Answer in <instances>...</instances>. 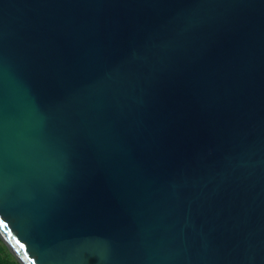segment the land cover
Returning a JSON list of instances; mask_svg holds the SVG:
<instances>
[{
    "label": "water",
    "instance_id": "water-1",
    "mask_svg": "<svg viewBox=\"0 0 264 264\" xmlns=\"http://www.w3.org/2000/svg\"><path fill=\"white\" fill-rule=\"evenodd\" d=\"M0 239L264 264V0H0Z\"/></svg>",
    "mask_w": 264,
    "mask_h": 264
},
{
    "label": "trees",
    "instance_id": "trees-1",
    "mask_svg": "<svg viewBox=\"0 0 264 264\" xmlns=\"http://www.w3.org/2000/svg\"><path fill=\"white\" fill-rule=\"evenodd\" d=\"M0 264H20L0 239Z\"/></svg>",
    "mask_w": 264,
    "mask_h": 264
}]
</instances>
